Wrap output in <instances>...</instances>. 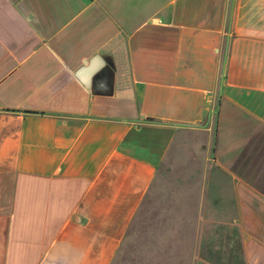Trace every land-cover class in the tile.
I'll return each mask as SVG.
<instances>
[{
    "label": "crops",
    "instance_id": "crops-1",
    "mask_svg": "<svg viewBox=\"0 0 264 264\" xmlns=\"http://www.w3.org/2000/svg\"><path fill=\"white\" fill-rule=\"evenodd\" d=\"M0 264H264V0H0Z\"/></svg>",
    "mask_w": 264,
    "mask_h": 264
}]
</instances>
